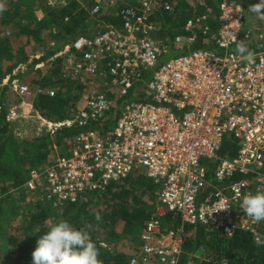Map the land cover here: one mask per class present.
Masks as SVG:
<instances>
[{
    "label": "built area",
    "instance_id": "1",
    "mask_svg": "<svg viewBox=\"0 0 264 264\" xmlns=\"http://www.w3.org/2000/svg\"><path fill=\"white\" fill-rule=\"evenodd\" d=\"M107 1L93 0L91 14ZM180 1L132 0L115 10L120 27L110 24L95 35H80L54 55L64 59L63 76L86 89L73 118L48 124L85 130L48 166L32 167L21 186L62 210L113 182L145 175L159 187L157 213L138 235L126 264H180L185 225L199 223L224 236L242 230L264 237L260 222L239 207L244 195L264 191V31H244L262 47L252 62L232 52L245 9L237 0H222L216 32H210L209 15L203 14L187 20L188 34L175 38L190 45L198 32L210 34L216 49L168 56L153 36L154 17L160 9L173 11ZM13 89L23 99L21 107L31 109L27 101L56 95L44 86L17 83ZM110 112L113 124L96 128ZM227 135L237 141V152L222 157L218 151ZM168 212L180 219L178 227L164 226Z\"/></svg>",
    "mask_w": 264,
    "mask_h": 264
},
{
    "label": "trees",
    "instance_id": "2",
    "mask_svg": "<svg viewBox=\"0 0 264 264\" xmlns=\"http://www.w3.org/2000/svg\"><path fill=\"white\" fill-rule=\"evenodd\" d=\"M52 1L0 0V81L9 78L0 88V264H32V252L38 236L60 220L89 230L99 248L102 264H126L139 242L137 231L140 233L157 213L159 187L145 175L137 173L113 182L107 190L85 194L78 202L67 204L62 210L37 199L35 193L27 192L25 187L21 188L32 167L45 168L52 162L50 156L55 145L60 148V155L65 154L71 149L75 135L85 128L61 126L52 131L45 128L40 135L19 136L11 119L10 105L21 103L22 98L14 91L13 85L55 88V96L42 94L32 100L35 110L52 123L73 118L76 102L86 88L81 84L74 86V83L70 88V81L63 76L64 59L54 58V55L80 35H95L110 24L120 27L121 19L115 10L132 2L108 0L104 8L93 16V0ZM221 1L203 0L191 5L182 0L171 12L158 10L154 17L156 29L153 36L166 47L168 56L181 55L189 50H215L210 34L198 32L195 42L190 45L177 44L175 38L188 34L185 31L187 20L203 14L209 15L210 32H216ZM237 1L256 22L248 29L256 27L264 31V18L249 11L258 0ZM36 9H41L46 16L38 19ZM9 29L14 31L12 35H7L6 30ZM244 31L238 43H243L253 53L260 51L262 47L255 40H247ZM48 33L54 41L42 40ZM37 44L47 50L35 58L31 52ZM237 44L231 48L232 52L237 53ZM67 91H75L76 96H67L64 94ZM107 117L96 128L107 129L113 124V112ZM237 144L231 135H227L218 155H235ZM216 164L217 161L211 162L210 175ZM163 222L166 228H176L180 219L168 212ZM258 229L264 235V221L260 222ZM124 236L136 238L128 246L111 247L112 243H121ZM183 236L180 264H264V246H256L250 232L239 230L232 236H224L198 223L185 225ZM200 249H203L202 255L198 257Z\"/></svg>",
    "mask_w": 264,
    "mask_h": 264
},
{
    "label": "clouds",
    "instance_id": "3",
    "mask_svg": "<svg viewBox=\"0 0 264 264\" xmlns=\"http://www.w3.org/2000/svg\"><path fill=\"white\" fill-rule=\"evenodd\" d=\"M249 11L264 18V0L252 4ZM236 51L246 61H253V52L243 43L237 44ZM239 207L251 220L257 223L264 221V191L244 195ZM254 243L258 247L264 246V237L256 235ZM32 264H102V261L99 248L87 228H76L69 221L60 220L38 236L32 252Z\"/></svg>",
    "mask_w": 264,
    "mask_h": 264
},
{
    "label": "rangeland",
    "instance_id": "4",
    "mask_svg": "<svg viewBox=\"0 0 264 264\" xmlns=\"http://www.w3.org/2000/svg\"><path fill=\"white\" fill-rule=\"evenodd\" d=\"M198 3L200 2H203V0H197ZM43 14V17L44 18L46 15L44 14V12L41 10V9H36L35 10V15L37 18H39V15ZM256 25V22L254 21L253 18H251V16L245 11V14H244V21H243V29L242 31H244L245 29H248L250 27V25ZM10 32V33H9ZM49 32V31H48ZM6 33H9V35L13 34L14 31H12L11 29L6 30ZM49 34V33H48ZM43 41H46V40H49L50 42L51 41H54L53 37L49 34L48 36H44ZM47 49L45 47H43V49L39 48V44L36 45V47H34V49L32 50V54H34V57L37 58L39 57V55L42 53V52H45ZM33 57V58H34ZM73 82H70L68 85L71 87H74V86H78V85H74L72 84ZM0 84H1V81H0ZM2 87V86H1ZM55 89V88H54ZM56 91V89H55ZM64 94H67V96L69 97H73V96H76V93L75 91H71L70 93L67 91V92H64ZM83 94V93H82ZM81 94V96H82ZM66 96V95H64ZM81 96L78 98L77 102H76V106L77 105H80L78 102L79 100L81 99ZM23 101V99H22ZM32 101V100H30ZM30 101H27L29 103H31L32 105V109L30 106L28 105H25L24 107H21V103H16V102H13L11 101V105H10V111H11V119L13 120L15 126H16V131L18 132V135L21 136V137H24V136H32V135H40L41 133H43L44 129L46 128L47 131H52V130H55L54 127H51L50 125H47L49 123L48 120H46L44 117H42L38 111L35 110L34 106H33V103L30 102ZM61 153L60 151V148L58 147V145H55L54 146V149L53 151L51 152V156H50V159L51 161H53L55 158H57V156H59ZM152 204L155 203V201H151ZM139 231V230H138ZM137 231L136 233V237L137 235H139V232ZM134 236L132 237H127V236H124V239L122 240L121 243H112L111 244V247H114L116 245H118L119 247L121 246H128L129 243L132 242V240H135V238H133ZM202 250L203 249H200L198 252H197V256L198 257H201L202 255Z\"/></svg>",
    "mask_w": 264,
    "mask_h": 264
}]
</instances>
